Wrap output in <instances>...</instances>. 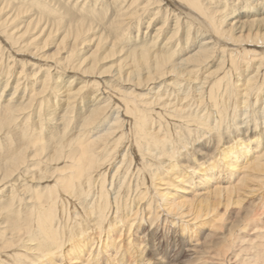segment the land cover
Returning a JSON list of instances; mask_svg holds the SVG:
<instances>
[{
    "label": "bare ground",
    "instance_id": "1",
    "mask_svg": "<svg viewBox=\"0 0 264 264\" xmlns=\"http://www.w3.org/2000/svg\"><path fill=\"white\" fill-rule=\"evenodd\" d=\"M262 10L0 0V264H264Z\"/></svg>",
    "mask_w": 264,
    "mask_h": 264
},
{
    "label": "rangeland",
    "instance_id": "2",
    "mask_svg": "<svg viewBox=\"0 0 264 264\" xmlns=\"http://www.w3.org/2000/svg\"><path fill=\"white\" fill-rule=\"evenodd\" d=\"M262 13H264V11L262 10L261 12H259L258 13V15L256 14H254V12H253V14H251V19H253V18H255V19H257L258 17L261 19L263 16H260ZM255 15V16H254ZM244 20H246V19H248V17H245V18H243ZM236 22V21H235ZM237 25H238V27H239V25H240V23H237ZM199 157V156H198ZM200 158V157H199ZM203 160V159H202ZM251 198V201H253V200H255V198H256V195H253V196H251L250 197ZM249 198V199H250ZM228 222V220H226L225 221V224ZM158 239L159 238H157V239H155V240H152V242H151V245L156 249V247H157V245H158ZM165 244V243H164ZM151 249V248H150ZM164 249V248H163ZM162 250V248H160V251ZM172 255H173V253H172ZM151 256H148V258H150ZM163 257H167V255L165 254V256H163ZM158 258V257H157ZM183 259H184V257H183ZM164 260H166V262H167V259L166 258H164ZM156 262H157V259H155V258H152V262H151V264H156ZM174 262L175 263H178V262H176L175 260H174ZM160 263V262H159ZM163 264V263H162ZM164 264H168V263H164Z\"/></svg>",
    "mask_w": 264,
    "mask_h": 264
}]
</instances>
